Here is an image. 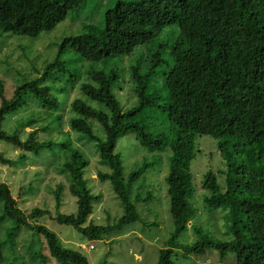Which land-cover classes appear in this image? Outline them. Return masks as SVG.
<instances>
[{
  "label": "trees",
  "instance_id": "16d2710c",
  "mask_svg": "<svg viewBox=\"0 0 264 264\" xmlns=\"http://www.w3.org/2000/svg\"><path fill=\"white\" fill-rule=\"evenodd\" d=\"M84 1L0 0V35L37 37ZM71 52L100 62V67L80 72L72 64L74 57L65 59ZM35 73L20 80L11 96L6 95L0 77V165L9 169L34 163L33 173L39 180L48 167L65 175L70 194L63 192V183L56 182L53 222L72 226L86 240L122 233L141 219L138 206L152 202L153 195L139 179L153 167L154 160L148 157L154 154L168 160L165 181L172 219V230L158 249L155 264H181L209 250L218 252L219 261L232 255L233 264H264V170L235 161L242 146L264 140V0H114L104 11L97 34L64 36L54 58ZM126 82L134 97L129 106L113 92L117 84L121 88ZM77 85L80 95L69 104V133L78 132L79 139L94 143L98 189L86 175L89 161L66 138L68 131L59 128V111L66 106L68 91ZM31 105L45 111L48 125L42 129H54L49 138L38 139L36 129L25 138L19 129H6L8 116ZM147 110L160 113L163 129L153 114L144 115ZM34 119L30 116L18 127ZM91 122L99 125L103 135L94 132ZM59 133L65 135L56 141ZM204 135L218 139L215 147L225 163L222 181L213 170L202 180L210 192L204 196L206 205L224 211L225 239L196 230L200 228L192 222L195 209L189 202L193 193L189 167L198 137ZM126 137L139 143L144 156L128 169L123 153L116 150L119 140ZM4 145L16 152H5ZM103 184L118 208L114 215L106 209L101 224L90 217L94 204L103 198ZM37 185L20 189V205ZM68 195L75 199L71 212H59L61 203L70 206L63 200ZM19 201L0 179V264H21L24 259V264H49L51 259L56 264H89L80 249L68 247L39 222L50 214L48 210L34 206L25 212ZM189 226L199 237L183 243L180 236ZM23 228L29 230L23 245L27 256L16 244Z\"/></svg>",
  "mask_w": 264,
  "mask_h": 264
},
{
  "label": "rangeland",
  "instance_id": "374dc122",
  "mask_svg": "<svg viewBox=\"0 0 264 264\" xmlns=\"http://www.w3.org/2000/svg\"><path fill=\"white\" fill-rule=\"evenodd\" d=\"M113 1L114 0H86L78 10H71L66 18L57 23L53 29L43 31L37 37L13 33L0 35V77L5 83L6 95L11 96L20 80L32 78L36 75V70L39 72L42 71L44 65L54 58L59 42L64 36L77 35L80 33L97 34L103 26L104 11ZM19 44L24 46V48H18L17 46ZM16 57L20 60L18 64L15 63ZM69 57H74L76 61L72 64H74L75 68L79 67L80 72L85 68L100 67V62H91L81 59L78 54L73 52L69 53L68 56L65 55L66 60ZM15 69L20 71V73H17ZM68 92L66 106L63 110L59 111L62 121V125L59 128H61L62 131H68L66 132V138L71 139L72 146L82 151L89 161L88 165L85 167L86 175L87 178L90 175V178L94 180H92L93 183H95L94 187L98 189L97 185L99 182L96 178V167L98 166L97 152L93 146L94 143L88 141L86 138L79 139L78 132L69 133V104L74 97L80 95L78 85ZM113 92L122 104L126 106L132 104L134 97L129 83H123L121 88H119L117 84V86L113 88ZM42 110L43 109L33 105L20 109L17 113L8 116L6 129L9 128L7 130H11L14 128L23 131L21 138H25L28 132L36 129L38 134L37 138L46 139L48 135L54 133V129L51 131L42 129L46 128L48 125V118L46 117L45 111ZM144 113L145 116L153 114L149 110ZM159 114L160 113L157 112V115L153 114L152 117L158 120L160 124L159 128L161 127L163 129L165 122ZM30 116L35 118L32 124L18 127L21 121H25ZM91 123L94 132L101 134L99 125L94 122ZM64 135L65 134L59 133L54 138L56 141H61ZM198 139L199 142L196 147L195 156L191 160L189 167L193 185V193L189 198V202L195 209L192 222L196 224V227L200 228L196 230L207 232L215 238L225 239L223 232L227 224L226 220H224V211L221 209L214 211L206 205L204 196L208 195L210 192L202 186L203 176L208 170L217 171L218 180L222 181L223 174L220 172L224 170L225 163L219 157L215 147L218 139L211 138L207 135L198 137ZM2 147L5 152L9 151L11 155L16 152L5 147V145ZM116 150L121 154L123 153L126 169H128L132 162L140 161L144 158L139 143L133 137L121 138L117 143ZM148 158L154 160L153 167H151V169L145 173V176L139 180L143 182L145 190L150 191L153 195L152 202H149L147 206H138L137 210L141 219L126 226L129 228L122 233L108 235L103 239L97 240L83 239L79 232L72 226L52 221L53 219H51V217L53 218L57 215L55 197L53 194L56 182L63 183L65 187L63 192L70 194L67 189L68 181L65 175L60 173L55 167H48L47 171H43L41 175L42 179L39 180L33 173L35 170L34 163L26 162L24 167L9 169L5 165H0V179L9 184L12 194L17 201H19L21 197L18 192L22 187L25 188L26 185L34 182L38 184L34 188L35 192L29 194L27 201L22 202L21 205V201H19V205L25 212L30 211L34 206L48 210L50 214H46V216L40 218L39 222L47 225L56 232L61 242L68 247L80 249L88 259L89 264H155L158 258L157 251L159 248L163 247V241L169 236L172 230V219L169 212L167 183L165 181V176L168 171V160L165 157L161 159L160 156H158L157 159V156L154 154H151ZM235 161H243L256 171L264 170V140L251 145L242 146L239 153L235 154ZM25 171L27 172L24 175L23 172ZM92 181H89L88 184L92 185ZM100 187L103 198L94 204V211L90 218L94 222L104 224L106 217L105 210L108 209L111 214L114 215L118 208V204L116 199L113 198L107 184L100 185ZM63 200L67 203L69 202L70 206L61 203L58 211L70 213L73 201L75 200L74 196H64ZM73 211H75V207ZM198 237L199 233H194V230L189 226L180 236L179 240L183 243H187L194 241ZM28 238L29 230L23 228L19 232L16 244L17 248L25 256L27 255L23 245L27 242ZM89 243L93 245L92 249H88ZM82 245L84 247H82ZM139 249L141 250L139 251ZM218 256L216 250H209L200 255H191L190 258L181 260V264H233V260L229 259L232 255L225 257L224 261H219ZM25 262L27 263L26 259H24L21 264ZM178 262L180 263V261ZM49 264L56 263L51 259Z\"/></svg>",
  "mask_w": 264,
  "mask_h": 264
},
{
  "label": "clouds",
  "instance_id": "9594fccd",
  "mask_svg": "<svg viewBox=\"0 0 264 264\" xmlns=\"http://www.w3.org/2000/svg\"><path fill=\"white\" fill-rule=\"evenodd\" d=\"M79 247V246H78ZM82 247H84L83 245H82ZM93 248V245L91 244V243H89V245H88V249H92Z\"/></svg>",
  "mask_w": 264,
  "mask_h": 264
}]
</instances>
